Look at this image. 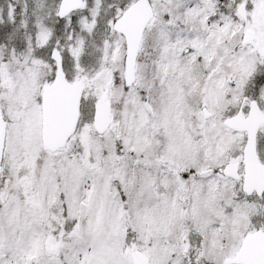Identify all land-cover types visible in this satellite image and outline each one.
I'll list each match as a JSON object with an SVG mask.
<instances>
[{
	"label": "snow or ice",
	"instance_id": "6c2138e0",
	"mask_svg": "<svg viewBox=\"0 0 264 264\" xmlns=\"http://www.w3.org/2000/svg\"><path fill=\"white\" fill-rule=\"evenodd\" d=\"M0 264H264V0H0Z\"/></svg>",
	"mask_w": 264,
	"mask_h": 264
}]
</instances>
